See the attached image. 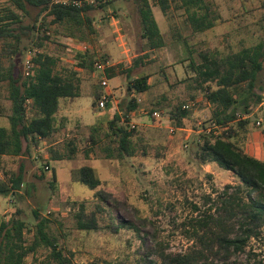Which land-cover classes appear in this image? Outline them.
<instances>
[{
	"label": "rangeland",
	"instance_id": "374dc122",
	"mask_svg": "<svg viewBox=\"0 0 264 264\" xmlns=\"http://www.w3.org/2000/svg\"><path fill=\"white\" fill-rule=\"evenodd\" d=\"M206 1L218 19L212 29L198 33L191 28L187 13L177 0H172L167 13L152 2L154 17L165 39V46L154 52L148 51L140 38L138 16L131 2L115 0L105 10L94 11L96 33L90 35L83 31L84 41L70 37L63 27L52 24L51 17L43 14L38 18L36 26H42L33 33L34 40L44 37L43 27L48 28V40L37 48L31 46L29 39H23L19 45L21 54L13 57V64L26 77L29 50L54 56L59 61L58 72L77 73L80 96L63 101L60 110L67 113V117L60 133L41 141L39 147L32 149V157L6 162V170L16 171L23 160L26 175L19 198L0 195V224L18 212L19 218L28 224L25 238L30 243L36 223L32 211H40L53 221L51 230L59 236L74 264H89L93 260L108 264H147V254L156 243H161L167 253L192 254L198 260L210 255L213 242L209 235L201 232L196 237L189 226L197 215L194 206L204 210L209 206L206 196L214 198L215 191L236 185L239 180L217 164H202L196 157L201 126L210 120L212 107L193 82L190 62L197 61L200 52L212 51L225 56L264 42V0ZM8 9L14 10L9 0L0 1V13ZM37 12L33 9L32 17ZM32 22L31 17L24 16L25 24ZM85 46L92 47L96 60H106L109 66L117 67L116 77L109 79L107 75V88L102 87L95 68L87 71L76 67L77 54L85 51ZM4 48L0 43V55ZM144 53H148L147 57L135 70L133 79L148 76L150 89L136 94L128 89L129 81L121 70ZM0 60L3 66L9 65L4 58ZM97 93L108 95L104 108L98 106ZM6 94V83H2L0 103L4 107L8 105ZM135 100L137 108L128 111ZM69 101L75 102V107ZM185 105H190L189 117L178 127L172 114L177 107ZM155 110L171 119V123L167 119L163 124L155 122L151 116ZM115 113H128L130 122H126L125 116L122 122L136 130L133 137L136 153L124 160L116 159V144L108 135V123ZM239 115L244 117L240 121L247 120L248 125L235 143L243 151L264 160V121L262 127L255 125L258 119L264 120V106ZM8 125L7 118L1 117L0 126ZM168 126L178 129L171 133ZM91 135L96 144L91 142ZM71 143L76 149L68 158ZM48 149L62 157L54 159L52 154L48 155ZM83 166L95 170L100 180L96 189L80 184L79 169ZM41 171L43 178L39 180L37 176ZM53 171H56L57 182L51 188ZM3 177L0 170V181ZM80 204H84L88 212L100 205L101 225L113 222L120 225L119 232L113 233L107 228L76 229L73 215ZM44 255L45 251L40 250L35 257L42 259ZM33 259L34 255H29L25 264H31ZM238 259L264 260V244L252 240Z\"/></svg>",
	"mask_w": 264,
	"mask_h": 264
},
{
	"label": "trees",
	"instance_id": "16d2710c",
	"mask_svg": "<svg viewBox=\"0 0 264 264\" xmlns=\"http://www.w3.org/2000/svg\"><path fill=\"white\" fill-rule=\"evenodd\" d=\"M77 1L79 0H9L14 10L8 9L0 13V43L5 46L0 57L9 62L5 67L0 60V84L6 83L5 99L8 102L6 107L0 103V118H7L9 124L8 127L0 126V170L4 176L0 181L2 196L19 198V192L25 184L23 160L16 171L6 170V162L32 157V149L39 147L41 141L50 140L63 125L62 120H58L61 100L80 96L77 73L58 72L59 61L56 57L36 53L32 60L31 74L26 77L13 64V57L21 54L19 45L25 38L29 39L32 47L37 48H41L43 42L48 40L47 27H43L44 37L34 40L33 33L42 26H36L41 15L51 17L52 24L63 27L70 37L84 41L83 31L90 35L96 33L92 13L105 10L115 0H98L94 4L78 5L75 4ZM123 1L131 2L135 6L140 38L145 41L148 51L154 52L163 48L165 39L154 17L152 2L157 3L162 12L167 13L172 0ZM177 1L180 8L187 13V20L194 32H203L214 27L218 17L206 0ZM33 9L38 10L35 17H32ZM24 16L31 17L33 22L25 24ZM147 54L136 57L127 69L121 70L129 81L128 89L136 94L146 93L150 89L148 76L133 79L135 70ZM77 55L78 69L94 71L92 47L79 51ZM104 62L107 63L106 60ZM116 69V66H107L109 79L117 76ZM190 69L197 90L203 93L204 100L212 107L211 118L207 121L209 125L201 126L200 140L196 142V157L202 164L215 163L221 169L233 173L239 183L226 185L221 191H215L214 198L212 195L206 196L209 206L204 210L194 206L197 215L190 220L189 226L196 237L201 232L209 235L213 242L210 255H203V259L198 260L192 254L167 253L161 243H156L147 254V264H264L261 259H238L252 240L264 244V161L250 156L235 143L240 132L248 125L247 120H237V116L239 113L249 114L263 99L264 42L225 56L212 51L200 52L198 60L190 62ZM100 97V93H97L96 99ZM136 108L135 100L129 105L128 111L132 112ZM122 116H125L127 123L130 122L128 113H115L108 123V135L115 141L114 151L118 160L131 158L136 153L133 143L136 130L124 124ZM172 116L176 126L181 127L182 120L189 117V111L177 107ZM90 140L96 144L92 135ZM69 147L66 156L68 158L76 149L72 143ZM47 153L52 154L56 160L62 157L52 149H48ZM38 175L37 178L41 180L43 171ZM56 182L57 174L53 171L50 187L53 188ZM79 182L91 190L100 185L95 170L90 166L79 169ZM101 212L100 205L88 212L85 205L80 204L73 215L76 229L97 231L107 228L118 233L120 225H114L113 222L101 225ZM32 213L36 223L30 243L25 238L28 224L19 218L18 212L1 222L0 264H25L29 255H34L31 264H74L59 236L51 230L53 221L41 215L38 210H33ZM40 250L45 251L42 259L35 257ZM89 264L108 263L93 260Z\"/></svg>",
	"mask_w": 264,
	"mask_h": 264
},
{
	"label": "built area",
	"instance_id": "2783aa9c",
	"mask_svg": "<svg viewBox=\"0 0 264 264\" xmlns=\"http://www.w3.org/2000/svg\"><path fill=\"white\" fill-rule=\"evenodd\" d=\"M61 2H65V0H60ZM98 0H79L77 2H75V4H79V3H88V4H94L96 3ZM83 50H87V46H85L83 48ZM37 53L36 50H29L27 52V58H26V71H25V75L26 76H29L31 74V71L30 69L33 67V57L35 56V54ZM108 66V63H104L100 60H96L94 61V68L95 70L97 71V73L100 75V79H101V85L102 87L104 88H107L108 85H109V79L107 77V73H106V68ZM108 102V95L107 94H102L101 97H100V101H99V107L100 108H104L106 106V103ZM264 106V94H263V99H262V102L261 104L259 105V108L263 107ZM184 109L188 110L190 108V105H185L183 106ZM151 116L153 118V120L155 122H157L158 124H163L166 119L168 120L169 123H171V119H169L167 116H164V114L160 111H153L151 112ZM244 117L238 115L237 116V120H241L243 119ZM263 119H258L255 123V125L257 127H262L263 126ZM169 127V131L171 133H174L178 128H176L175 126H168Z\"/></svg>",
	"mask_w": 264,
	"mask_h": 264
},
{
	"label": "crops",
	"instance_id": "0c3cea01",
	"mask_svg": "<svg viewBox=\"0 0 264 264\" xmlns=\"http://www.w3.org/2000/svg\"><path fill=\"white\" fill-rule=\"evenodd\" d=\"M75 100H76V98H74ZM64 100H71V99H62L61 100V102H60V109H61V106H62V103H63V101ZM70 102V105L72 106V107H75V102H71V101H69ZM67 117V113H63L61 110H59V113H58V120H62V122L64 123V121H65V118ZM62 128H63V125L62 126H60V129L57 131V133H60L61 131H62ZM56 133V134H57ZM55 135V134H54ZM251 148H252V146H251ZM252 150H254V149H252ZM255 151V150H254ZM246 152V151H245ZM247 154H249L250 156H252L250 153H248V152H246ZM252 157H254V156H252ZM254 158H256V157H254ZM256 159H258V160H261V161H264V160H262L261 158H256Z\"/></svg>",
	"mask_w": 264,
	"mask_h": 264
}]
</instances>
